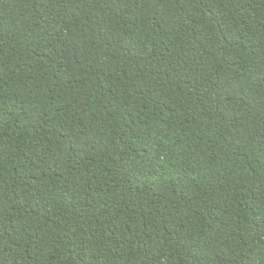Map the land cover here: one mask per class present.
Instances as JSON below:
<instances>
[{
	"label": "trees",
	"instance_id": "1",
	"mask_svg": "<svg viewBox=\"0 0 264 264\" xmlns=\"http://www.w3.org/2000/svg\"><path fill=\"white\" fill-rule=\"evenodd\" d=\"M0 264H264V0H0Z\"/></svg>",
	"mask_w": 264,
	"mask_h": 264
}]
</instances>
